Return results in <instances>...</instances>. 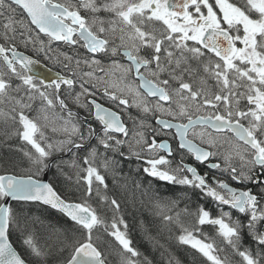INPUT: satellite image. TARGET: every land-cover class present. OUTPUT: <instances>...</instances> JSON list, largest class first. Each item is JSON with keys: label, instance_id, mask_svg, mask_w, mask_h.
Masks as SVG:
<instances>
[{"label": "snow or ice", "instance_id": "1", "mask_svg": "<svg viewBox=\"0 0 264 264\" xmlns=\"http://www.w3.org/2000/svg\"><path fill=\"white\" fill-rule=\"evenodd\" d=\"M0 138V264H264V0H0Z\"/></svg>", "mask_w": 264, "mask_h": 264}, {"label": "trees", "instance_id": "2", "mask_svg": "<svg viewBox=\"0 0 264 264\" xmlns=\"http://www.w3.org/2000/svg\"><path fill=\"white\" fill-rule=\"evenodd\" d=\"M0 141H2V138H0ZM13 146L16 145V141H12L11 142ZM9 155H12V152L9 151V147L7 144L5 143H2L0 142V156H9ZM16 159H19L18 156L14 157ZM137 166L136 162H134L133 160L131 162L129 161H125L124 163V169L125 171H127L130 167L131 168H135ZM58 177L60 179H58ZM143 178V176L141 177ZM49 180L51 183H53V185L57 188L58 191H65V186H64V179L63 177L59 174V172L57 171V169L55 167H53L51 170H50V174H49ZM147 182V181H145ZM109 184L111 186V179L109 178ZM177 191V194H179L181 191H183V189H179L177 188L176 189ZM188 196L190 197L191 199V204H190V207H195L196 206V203H197V197L195 195H192L190 192L188 193ZM200 203H205L206 204V207H211L212 203L209 201V202H205V201H199ZM181 207H183V204L181 205ZM143 216H141L139 213L136 214V220L134 221L133 220V209H131V207L129 206L128 209H127V216H126V219L129 221V224L133 226V231H132V239H133V242L136 246L140 247L141 251H146V252H149L151 253L152 249H151V246L147 245L143 239H142V236H141V233L139 232L138 228H135V224L139 222L140 219L142 218H148L150 217V213L148 212L147 209H143ZM39 214V213H37ZM59 214H55L54 216L51 217V221L53 223H56V216H58ZM67 227H70L71 226V222L68 221L67 224L65 225ZM205 231L206 232H210L211 229L209 228H205ZM13 241L15 243V246H17V248L19 249L20 248V245H19V242L16 241V238L15 236L13 237ZM157 258H158V253H157ZM191 257L190 255L186 256V261L187 260H190Z\"/></svg>", "mask_w": 264, "mask_h": 264}, {"label": "water", "instance_id": "3", "mask_svg": "<svg viewBox=\"0 0 264 264\" xmlns=\"http://www.w3.org/2000/svg\"><path fill=\"white\" fill-rule=\"evenodd\" d=\"M35 71H38L41 76H45V77H49V78H54V74L55 73L49 71L48 69H46L45 67H43L41 64L36 67ZM42 178L46 182H49L48 181V178H47V174H44Z\"/></svg>", "mask_w": 264, "mask_h": 264}, {"label": "flooded vegetation", "instance_id": "4", "mask_svg": "<svg viewBox=\"0 0 264 264\" xmlns=\"http://www.w3.org/2000/svg\"><path fill=\"white\" fill-rule=\"evenodd\" d=\"M21 50H23V49H21ZM29 54H31V53H29ZM41 59V65L42 66H44L46 69H48V70H50V71H52V72H56V71H59L60 69L58 68V67H56V66H54L53 64H51V63H49V62H47V61H44L42 58H40ZM69 156L67 155V154H64V156H63V158L65 159V158H68ZM59 158V157H58ZM133 161L134 162H136L134 159H133ZM204 170V167L203 166H201V171H203ZM62 181V180H61Z\"/></svg>", "mask_w": 264, "mask_h": 264}, {"label": "bare ground", "instance_id": "5", "mask_svg": "<svg viewBox=\"0 0 264 264\" xmlns=\"http://www.w3.org/2000/svg\"><path fill=\"white\" fill-rule=\"evenodd\" d=\"M70 157H68V158H65V159H69ZM64 159V158H63ZM45 174H47V178H48V181L50 182V180H49V174H50V170H48V171H46V173ZM58 179H60L59 177H58ZM61 180V179H60ZM213 207V204L211 205V207L210 208H212Z\"/></svg>", "mask_w": 264, "mask_h": 264}, {"label": "rangeland", "instance_id": "6", "mask_svg": "<svg viewBox=\"0 0 264 264\" xmlns=\"http://www.w3.org/2000/svg\"><path fill=\"white\" fill-rule=\"evenodd\" d=\"M14 147V146H13Z\"/></svg>", "mask_w": 264, "mask_h": 264}]
</instances>
